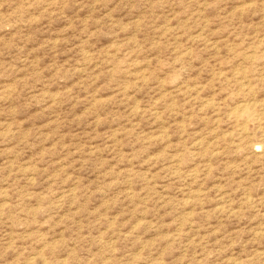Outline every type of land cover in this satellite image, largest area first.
<instances>
[{"label":"rangeland","instance_id":"obj_1","mask_svg":"<svg viewBox=\"0 0 264 264\" xmlns=\"http://www.w3.org/2000/svg\"><path fill=\"white\" fill-rule=\"evenodd\" d=\"M0 264H264V0H0Z\"/></svg>","mask_w":264,"mask_h":264}]
</instances>
